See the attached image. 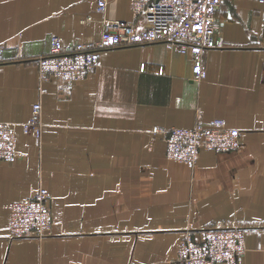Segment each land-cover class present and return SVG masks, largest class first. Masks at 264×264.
I'll use <instances>...</instances> for the list:
<instances>
[{
	"label": "crops",
	"instance_id": "0c3cea01",
	"mask_svg": "<svg viewBox=\"0 0 264 264\" xmlns=\"http://www.w3.org/2000/svg\"><path fill=\"white\" fill-rule=\"evenodd\" d=\"M96 2L0 0V121L16 140L0 159V264H177L185 231L218 226L244 227L233 264H264V3L219 4L200 81L190 55L153 42L101 50L83 78L40 82L34 57L52 35L94 41L104 16L141 26L130 0H107L104 13ZM36 101L38 139L20 126ZM215 117L240 130V146L201 149L192 168L152 132ZM40 186L49 233L10 239V203Z\"/></svg>",
	"mask_w": 264,
	"mask_h": 264
},
{
	"label": "built area",
	"instance_id": "2783aa9c",
	"mask_svg": "<svg viewBox=\"0 0 264 264\" xmlns=\"http://www.w3.org/2000/svg\"><path fill=\"white\" fill-rule=\"evenodd\" d=\"M225 0H130L135 22L109 20L102 17L98 39L63 45L56 35L50 37L49 52L34 57L40 82L55 78L71 81L83 78L98 63L99 52L117 46L164 43L177 52L192 58V78L200 81L206 76L202 63L203 51L215 46L213 39L214 13ZM264 3V0H259ZM107 0H97L96 9L104 13ZM12 60L21 59L17 53ZM7 61L1 53L0 62ZM42 107L39 101L31 105L29 118L21 123L23 133L39 138L42 132ZM153 133L163 135L165 155L168 159L192 168L201 149L232 151L240 146V130L230 126L223 118L196 121L188 127L162 128L154 126ZM15 135L9 125L0 121V159L15 156ZM52 224L49 196L38 187L34 193L9 205L6 226L10 239L44 237ZM184 232L176 245L177 264H233L244 252V227L218 226Z\"/></svg>",
	"mask_w": 264,
	"mask_h": 264
}]
</instances>
